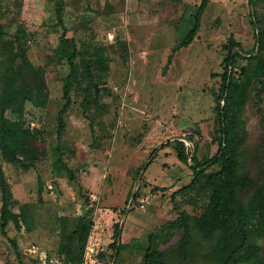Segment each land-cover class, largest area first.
<instances>
[{
    "label": "rangeland",
    "instance_id": "rangeland-1",
    "mask_svg": "<svg viewBox=\"0 0 264 264\" xmlns=\"http://www.w3.org/2000/svg\"><path fill=\"white\" fill-rule=\"evenodd\" d=\"M201 1L0 0L4 11L0 23L11 36L20 30L28 57L36 68L45 69L48 86L45 106L27 102L22 117L6 112L31 133L30 146L40 159L25 171L5 161L0 151L13 211L28 214L21 229L10 222L5 233L0 219V264H37L31 253L34 246L59 253L63 235L82 220L93 222L83 260L142 264L151 241L157 249L173 235L177 236L172 243L177 241L182 233L172 223L182 212L198 214L205 208L209 200L205 176L196 190L173 196L193 180L191 166L177 156L178 142L193 144L201 162L217 153V97L225 46L233 39L244 54L256 48L253 14H264V0H254L253 6L249 0H210L195 41L177 50ZM65 32L92 53L99 47L107 65L93 71L99 92L93 85L87 87L90 80L74 86L60 141L58 114L70 72L61 44ZM256 86L257 82L245 105L237 109V121L245 135L241 157L260 184L264 99L256 103ZM84 112L93 120L94 144ZM155 149L152 163L142 170ZM67 167L75 174L74 181ZM220 168L221 162L206 174ZM117 228L121 251L115 260L111 246ZM261 246L264 257V240Z\"/></svg>",
    "mask_w": 264,
    "mask_h": 264
},
{
    "label": "trees",
    "instance_id": "trees-1",
    "mask_svg": "<svg viewBox=\"0 0 264 264\" xmlns=\"http://www.w3.org/2000/svg\"><path fill=\"white\" fill-rule=\"evenodd\" d=\"M210 0H202L194 13V24L186 36L178 43L177 50L189 47L196 39L201 21ZM254 0H249L251 6ZM63 7H57L59 21L62 22ZM4 11L0 3V17ZM254 15L256 31V48L244 54L242 46L231 39L225 46L227 56L224 60L225 70L217 97V121L219 122V148L214 157L201 162L196 152L190 155L184 142L178 143V158L189 164L193 170V180L189 185L176 191L173 196L182 192L197 189L203 176L204 187L209 192L205 208L198 214L182 212L172 225L181 235H173L161 248L157 249L153 241L145 250L142 264H264L261 255V241L264 240V180L258 184L247 170V162L241 157V147L245 138L237 121V109L245 105L249 89L257 82L256 103L264 99V14ZM61 36V44L66 49V59L70 72L63 83L64 106L58 114V139L61 141L65 129V115L73 99L71 92L80 81L90 80L95 83L94 70L104 69L106 59L99 47L94 52L77 43V40ZM24 36L20 30L9 35L4 24L0 23V151L5 161L18 165L25 171L33 168L40 156L31 148V133L23 128L19 121H12L6 116L9 110L23 116L24 106L32 102L45 106L48 99V86L44 68H36L30 61ZM84 43H82L83 45ZM79 59V62H78ZM245 64L241 65L240 61ZM239 68L237 73L236 69ZM88 120L92 138L94 137L93 120L84 112ZM93 138V144H94ZM169 144H166L167 146ZM164 146V147H165ZM158 149L150 155V161L142 167L147 169L152 163ZM190 155V156H189ZM221 162V168L207 173L208 169ZM145 167V168H144ZM69 171L71 169L67 167ZM141 174V171H139ZM75 174L71 171V181ZM0 190L2 207L0 210L1 227L6 232L10 222L21 229V222L27 220L25 210L13 211L15 202L10 185L0 166ZM93 227L92 221L82 220L75 230L63 235L59 254L66 261L78 263L83 261L85 248ZM121 231L116 229L115 242L112 244L115 260L120 254ZM16 246V245H15Z\"/></svg>",
    "mask_w": 264,
    "mask_h": 264
},
{
    "label": "built area",
    "instance_id": "built-area-1",
    "mask_svg": "<svg viewBox=\"0 0 264 264\" xmlns=\"http://www.w3.org/2000/svg\"><path fill=\"white\" fill-rule=\"evenodd\" d=\"M186 145L187 150L191 149V153H193V144H189L188 142L183 141ZM190 147V148H189ZM189 153V152H188ZM33 259L36 261L37 264H90L87 260H83L78 263H72L65 260L63 256L59 254L52 253L47 251L44 248L34 246L31 250Z\"/></svg>",
    "mask_w": 264,
    "mask_h": 264
}]
</instances>
